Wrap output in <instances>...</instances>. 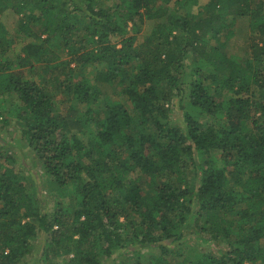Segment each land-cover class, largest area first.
Returning a JSON list of instances; mask_svg holds the SVG:
<instances>
[{"label":"trees","instance_id":"trees-1","mask_svg":"<svg viewBox=\"0 0 264 264\" xmlns=\"http://www.w3.org/2000/svg\"><path fill=\"white\" fill-rule=\"evenodd\" d=\"M198 1L0 0L1 11L11 7L19 17L20 34L39 25L36 39L48 36L16 57L29 70L43 63L45 76L35 71L38 81H25L5 73L15 64L4 57L11 42L0 26V95L11 94L16 105L0 121H17L13 141L22 147L1 141L0 161L15 163L12 149L34 155L27 172L0 165V264L28 256L54 264L61 255H71L70 264H102L101 257L110 264L147 250L157 251L151 264H264L263 2L205 0L194 13ZM229 17L247 20L245 58L208 45L232 25ZM139 25L151 28L141 43ZM50 38L66 55L53 66L45 59ZM88 66L103 68L93 83L74 80ZM96 83L128 104L93 112ZM172 97L181 111L175 124ZM63 103L68 109L57 110ZM184 158L200 172L194 193ZM36 163L58 194L51 211L30 192L39 186ZM191 224L207 237L202 243L222 239L227 248L187 249L182 231Z\"/></svg>","mask_w":264,"mask_h":264},{"label":"rangeland","instance_id":"rangeland-1","mask_svg":"<svg viewBox=\"0 0 264 264\" xmlns=\"http://www.w3.org/2000/svg\"><path fill=\"white\" fill-rule=\"evenodd\" d=\"M261 1L263 2V6H264V0H261ZM205 2H206L205 0L198 1V7L193 8V12L197 13L200 10V7ZM102 5H107V4L104 3ZM12 12L13 11H12L11 7H8L7 9H5L3 11L0 10V26H2V28L4 29L3 32L5 33V36H7V39L11 42L9 44V46H10L9 50L5 53L4 57L8 61H12L15 64V65L11 66L8 70H6L5 73L12 75V76H17V75L21 74L23 80H25V81L31 80V81L37 82L38 80L35 77V74H37L36 72L44 75L42 73V69H43L42 64L43 63L35 64V67H34L35 69L29 70L28 67H18L16 65L18 62L16 57L18 55L23 56L22 48L27 43L45 40L47 35L42 34V36H40L39 40L36 39V37H37L36 34H39V32H40L39 25H31L30 26L31 31L33 32V33L30 32L31 37L30 36H24L23 34H20L18 32V27H17L19 17L13 15ZM179 14L185 15V13L183 11H180V10H179ZM202 15H203V13H202ZM230 21H231L232 25L228 29L222 30V32L218 35V37L216 39H210L208 42V45L219 48L222 52H224L229 57L230 56H233V57L236 56V57H240V58H245L247 55L248 49H249L248 41H247V36H248L247 20L242 19V18H237V17L236 18L235 17L234 18L229 17L227 19V22L230 23ZM144 27H145V25H139L138 42H140V43L145 42L146 39L149 38V36L151 34L150 26L148 25L145 28ZM119 40H120V38L115 37V38L111 39V42H116V44H117L119 42ZM153 40H154V42H156V38H154ZM49 42H50V45H49L50 54H49V57L46 55L45 59L47 60L49 58V65L53 66L55 64H58V62L63 61L66 58V55H65L64 49L59 45V42L57 41V39L50 38ZM198 58L199 57H194V54L189 53V60L195 61ZM131 66L133 68L134 66H137V63L132 62L130 64V67ZM71 67H73V65H71ZM101 69H103V68H101L99 66H88V67H85L81 72H79V70H76V75L74 76V80H76L77 77L86 78V79H88L89 83L92 84L93 78L95 77L97 70H101ZM51 70L52 69H50L48 71V73L46 74V77H49ZM190 70H191L190 68L185 70V74H189ZM38 83L40 84V86H42V84L40 82H38ZM94 86H98V88L100 90V96L98 99V104L90 106L92 108L93 112L97 111V110L100 111L101 107L103 105H105L106 103H110L112 101H119L123 104H128L127 100L124 97H122V96L117 97V96L113 95L112 91L115 90L114 87H109L107 84H99V83L94 84ZM52 94L55 95L56 101L60 102L62 95L57 94L55 92H53ZM12 97H14V96H11V94L7 95L6 92L2 93V95H0V113L8 112L9 108L11 109L12 107L13 108L16 107L14 102H13V104L15 106H13V104L12 105L9 104V99H13ZM183 103H185V100H183ZM183 103H182V106L186 107L185 109L187 110V112H189V113L194 112V110L188 108L187 102L185 104H183ZM176 104H177L176 98L172 97L171 102L167 106L172 111L171 116H170L171 124H175L176 120L181 115V111L178 109ZM68 107H69L68 104L63 103L57 107V110H59V111L60 110L63 111V109L67 110ZM78 109L82 112L85 111L84 105L79 106ZM0 119H1V117H0ZM15 122H17V121L10 119L8 124L6 125V127H2V123L0 121V148L2 146V143H4V142L10 144L11 147L22 148V147L18 146V144L13 141V139H14L13 132H14V129L16 128ZM199 122L206 124V123L210 122V120L209 119H199ZM211 125L213 127H217L218 124L212 123ZM1 141H2V143H1ZM19 143L22 145L25 144L23 140L19 141ZM1 149H2V153L5 152L4 150H6L5 148H1ZM12 150L14 151L13 154H15L14 157L16 158L13 160V161H15V163L10 161V162H7V164H6L4 162V160H1L0 165H3L4 167L14 165L17 169H20L21 171L27 172L26 166L32 167L31 159L34 160L33 153L28 149V151H27L28 157L26 155L20 157V156H18V154H19L18 151H20L21 149H12ZM7 153L10 156L9 150L7 151ZM215 157L217 158V154L215 155ZM184 160H185V164L187 166L185 173H184V179H185V182H187L189 189L191 191L193 190L192 193H194L195 188L200 186V172H196L193 169V167L191 165H189V161L187 160V158H184ZM19 164L22 165V167H20ZM33 172H35L34 174L38 176L39 186H38L37 192L32 187L30 188V192H31V194H34V195L38 194L39 195L38 198H40L39 200L42 201V205L45 206L47 208V210L51 211L53 208L52 204L54 202H56L57 200H59L58 194L53 189L55 187H54L51 179L44 174L42 167L37 165V163H36V168ZM182 233L184 234V237L186 238L185 244L187 246V249L189 247L195 248L196 250L200 251L203 254H208V253L212 252L211 249L223 251L227 248V243H225L222 239L208 243V245L202 243L201 241L206 239L207 237L205 236V234H200L197 227H194V225H192V224L187 225L184 228V230L182 231ZM262 242H264V241H262ZM176 252L178 254L181 253L179 250ZM156 255H157V251L156 252L152 251L150 253L149 250L141 251L139 253L138 258H135L134 254H131V255L125 254V255H122L121 257H118L117 259H115V261H113V263H110V264H151L152 263V257H156ZM174 259L176 261V257H174L173 260ZM69 260H71V255L70 256L61 255L59 257L54 258L53 263L54 264H70L68 262ZM23 261L24 262L21 264H42L39 260H37L36 262L33 261L31 256L25 257L23 259ZM100 262H102V264H107V260L105 258H102V257L100 259Z\"/></svg>","mask_w":264,"mask_h":264}]
</instances>
